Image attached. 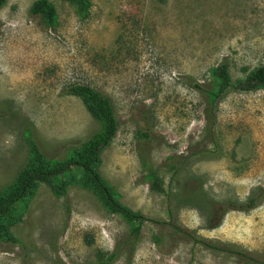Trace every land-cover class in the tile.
<instances>
[{"label":"rangeland","instance_id":"obj_1","mask_svg":"<svg viewBox=\"0 0 264 264\" xmlns=\"http://www.w3.org/2000/svg\"><path fill=\"white\" fill-rule=\"evenodd\" d=\"M34 1L0 8V189L26 163L29 141L60 159L99 129L67 94L88 85L110 100L118 124L98 170L145 218L132 255L113 264H264V200L228 209L264 190V91L225 94L211 141L190 86L222 62L233 80L264 65V0H88L84 17L53 1L54 27L30 13ZM198 149L172 176L166 159ZM142 157L162 192L150 189ZM66 181L64 198L39 184L15 206L18 242L0 240V264H93L135 226L107 213L79 173Z\"/></svg>","mask_w":264,"mask_h":264},{"label":"trees","instance_id":"obj_2","mask_svg":"<svg viewBox=\"0 0 264 264\" xmlns=\"http://www.w3.org/2000/svg\"><path fill=\"white\" fill-rule=\"evenodd\" d=\"M53 1L72 3L82 17L88 10V0H35L30 7V13L40 16L46 25L54 27L57 15ZM5 3L6 0H0V8ZM209 77L206 83L193 80L190 82V86L203 100L204 134L212 141L216 106L219 100L228 92L264 91V65L251 70L241 79L233 80L227 64L222 62L209 70ZM67 94L81 101L89 116L99 124V129L76 146L69 148L64 157L60 159L47 157L35 144L29 141V154L26 163L18 170L12 181L0 189V240L18 242L9 231V226L15 219H18L15 206L25 205L34 195L39 184L47 186L56 198H64L67 189L66 177L77 172L80 174L81 184L96 194L107 213L119 217L126 223L135 224L114 250L111 252L96 251L93 264H113L123 253H126L127 259H129L134 252L140 227L145 218L116 200L112 188L104 181L98 170L99 157L112 143L117 132L118 124L112 104L107 97L88 85H72L67 89ZM205 150L198 149L190 152L187 157H168L165 163L168 171L172 176H175L183 168L190 155ZM214 151H218V149H214ZM140 162L146 172L145 177L149 181L150 189L156 193L162 192V182L158 172L146 158H140ZM263 200L264 190L257 188L244 200L231 203L228 209L248 212ZM225 210H227L226 207ZM172 228L178 233L182 232L176 226H172Z\"/></svg>","mask_w":264,"mask_h":264}]
</instances>
